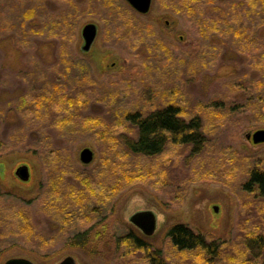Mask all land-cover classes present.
Here are the masks:
<instances>
[{
  "label": "rangeland",
  "instance_id": "1",
  "mask_svg": "<svg viewBox=\"0 0 264 264\" xmlns=\"http://www.w3.org/2000/svg\"><path fill=\"white\" fill-rule=\"evenodd\" d=\"M8 1L0 0V11L8 10ZM74 2L82 11L69 38L50 32L26 42L0 34V264L10 258L58 264L66 256L76 264H150L143 250L127 254L116 247L115 239L128 231L160 248L168 263L185 264L189 256L165 237L175 223L230 240L240 219L256 207L241 187L244 172L264 169V142L246 137L264 130V88L259 78L246 79L258 68L253 55L261 29L248 41L208 29L222 45L205 60L198 54L205 41L194 17L168 10L165 0H152L145 14L120 0L133 17L132 30L142 36L148 28L146 37L161 48L164 60L152 61L146 73L151 48L124 35L131 34L126 31L131 22L109 25L89 0ZM88 23L97 35L83 51L81 32ZM169 94L184 117L201 118L208 138L203 151L190 158L186 148L170 144L151 158L127 152L119 136L135 132L124 115L166 104ZM60 95L76 102L69 107L70 119L51 110ZM84 148L93 152L89 163L79 158ZM20 164L29 166L26 182L14 175ZM91 179L93 195L86 189ZM140 210L156 214L151 235L128 220ZM90 226L99 237L94 245L79 246L73 236Z\"/></svg>",
  "mask_w": 264,
  "mask_h": 264
},
{
  "label": "trees",
  "instance_id": "2",
  "mask_svg": "<svg viewBox=\"0 0 264 264\" xmlns=\"http://www.w3.org/2000/svg\"><path fill=\"white\" fill-rule=\"evenodd\" d=\"M51 1L53 2L46 0L43 4L42 0L8 1V10L2 9L0 11V34L8 33L11 37L24 39L26 42L34 34L49 35L50 32L60 37L69 38L75 29L77 14L82 10H78L79 7L77 6L79 5L74 0ZM220 1L219 3L216 0H165V6L172 12L195 18L205 41L204 46L199 45L198 54L205 60L208 56H212L208 55L210 50L216 52L222 45L215 43L213 38L217 40L220 38L215 35H208L211 33H207L208 29L226 33L225 36L228 39L238 37L248 41L255 36V31H259L258 28H260L259 38L261 41L258 51L253 55V60L258 68L252 69L251 74L249 73L250 75L246 79L249 82L251 79L259 78L258 85L262 84L264 88V34L262 29L264 26V0H227V6L224 7L221 6L223 0ZM50 3H56L59 8H50ZM89 3L90 8H94L98 13L97 16L105 20L104 22H108L109 25L113 24L114 26L118 22L119 24L131 22V25L127 27H130L131 30L134 29L133 17L120 0H89ZM77 10L78 12H76ZM215 11L220 13H215ZM31 17H35L34 19L37 21L31 22ZM108 18L112 23L108 21ZM130 28H126V31L128 30L127 32L131 34L125 32V36H132L133 40L151 48H149L150 53L147 52L144 63V71L147 73L152 66V61L164 60L158 54L161 48L154 47L157 43L155 45L146 37L148 28L145 29L144 27L142 36L139 31L135 33V30H132L131 32ZM147 41H149L148 44L145 43ZM234 44L236 45V43ZM151 53L156 58L152 59L151 57L150 59ZM256 54L259 61H257ZM156 66L160 65L156 64ZM248 72L250 71L248 70ZM233 80L235 78L232 77L231 81ZM239 81L244 88H247L245 83H242V79ZM145 83L146 81L144 85ZM34 91H36L35 86L33 93ZM41 91L43 90H39V92ZM38 94L36 97L39 100L40 97L43 100L48 97V91L41 93L40 97ZM167 96L168 99L170 94ZM59 98L60 100L57 99L53 107L51 106V110L63 114L64 119H70L71 110L69 107L75 105L76 102L69 100L72 103H67L70 97L64 98L62 95ZM170 99L166 104L163 103L152 109L148 107L145 111H133L124 115L128 126L135 132L133 136L128 133H122L119 136V142L127 152L151 158L161 154L170 144L186 148L190 158H194L203 151L208 138L203 132L201 118L198 115L190 118L184 117L180 106L172 103L174 100L170 101ZM26 100L27 98H23L22 102L24 103ZM33 105L34 101L31 102V106ZM232 108L233 105L229 111H232ZM141 170H138L137 173H142ZM244 173V177H246H243L241 187L244 191L252 194L256 207L254 210L250 209L253 213H247L240 219L233 238L222 241L207 237L183 223L172 224L166 229L165 237L170 245L177 251L185 252V255L189 256L184 258L185 264H264V169L255 166ZM86 189L90 195H93L95 191L93 179L88 181ZM63 213V211L60 212V214ZM63 216L65 217V215ZM98 235L95 234L93 226H90L89 229L79 232L73 237L77 239L75 242L79 246L86 247V245H94L93 242L99 237ZM114 242L116 247L122 250L121 252L127 254L137 249L143 250L150 264H172L163 259V251L160 248L151 247L150 244H147L131 231L116 238Z\"/></svg>",
  "mask_w": 264,
  "mask_h": 264
},
{
  "label": "water",
  "instance_id": "3",
  "mask_svg": "<svg viewBox=\"0 0 264 264\" xmlns=\"http://www.w3.org/2000/svg\"><path fill=\"white\" fill-rule=\"evenodd\" d=\"M134 10L141 14L148 12L152 0H126ZM82 38L84 44L82 46L83 51H88L97 35V27L88 23L82 28ZM246 137L251 138L252 142L257 144L264 142V130L259 129L252 134L247 133ZM79 158L83 163H89L93 158V152L89 148H84L80 151ZM14 175L21 181H28L30 179V170L27 164H20L15 170ZM215 212L218 211V206H213ZM129 222L138 228L143 234L151 235L154 233L157 227V217L155 212L151 210H140L133 213L129 218ZM4 264H34L32 261L25 258H10L7 259ZM58 264H76L75 259L72 256H66Z\"/></svg>",
  "mask_w": 264,
  "mask_h": 264
}]
</instances>
